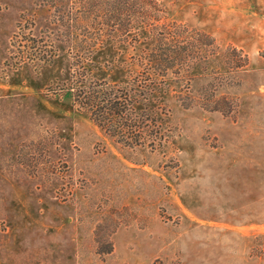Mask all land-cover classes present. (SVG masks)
Returning a JSON list of instances; mask_svg holds the SVG:
<instances>
[{"label": "rangeland", "instance_id": "rangeland-1", "mask_svg": "<svg viewBox=\"0 0 264 264\" xmlns=\"http://www.w3.org/2000/svg\"><path fill=\"white\" fill-rule=\"evenodd\" d=\"M0 264H264V0H0Z\"/></svg>", "mask_w": 264, "mask_h": 264}, {"label": "trees", "instance_id": "trees-1", "mask_svg": "<svg viewBox=\"0 0 264 264\" xmlns=\"http://www.w3.org/2000/svg\"><path fill=\"white\" fill-rule=\"evenodd\" d=\"M90 88L88 90L87 89L85 90L83 88L79 90V93H77L76 95L75 93H73V97L75 96L76 98L75 100L76 104H79L80 106L82 107L84 106L85 108H87L88 111L93 113L92 116H95L98 118L99 122L103 124H107L111 116L109 114V111L116 112V114L120 117H123L126 114L125 105L132 101L131 97L125 95L124 93L122 95V92L121 93L120 91L117 92L111 88L106 89V91H104L101 86L97 89L95 86H93V89L91 90ZM103 92L105 96L103 97L102 100H100L98 96L99 94ZM122 100L126 102L124 106L121 103ZM111 252H112V249L108 250L106 253L109 254Z\"/></svg>", "mask_w": 264, "mask_h": 264}]
</instances>
